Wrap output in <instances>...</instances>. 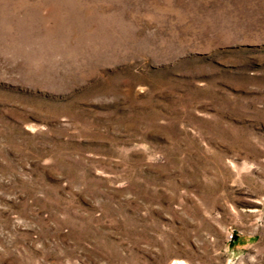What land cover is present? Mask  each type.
<instances>
[{
	"label": "rangeland",
	"instance_id": "rangeland-1",
	"mask_svg": "<svg viewBox=\"0 0 264 264\" xmlns=\"http://www.w3.org/2000/svg\"><path fill=\"white\" fill-rule=\"evenodd\" d=\"M264 264V0H0V264Z\"/></svg>",
	"mask_w": 264,
	"mask_h": 264
},
{
	"label": "bare ground",
	"instance_id": "bare-ground-1",
	"mask_svg": "<svg viewBox=\"0 0 264 264\" xmlns=\"http://www.w3.org/2000/svg\"><path fill=\"white\" fill-rule=\"evenodd\" d=\"M178 264H182L181 262H179Z\"/></svg>",
	"mask_w": 264,
	"mask_h": 264
}]
</instances>
